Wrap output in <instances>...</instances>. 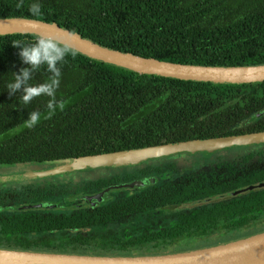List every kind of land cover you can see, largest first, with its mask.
<instances>
[{
    "label": "trees",
    "instance_id": "obj_1",
    "mask_svg": "<svg viewBox=\"0 0 264 264\" xmlns=\"http://www.w3.org/2000/svg\"><path fill=\"white\" fill-rule=\"evenodd\" d=\"M19 2L0 0V18L53 22L99 45L165 62L264 63V0H23L18 9ZM32 3L41 5L39 16L29 12ZM35 38L0 36V163L22 161L28 153L55 161L150 148L173 142L191 129L201 135L210 118L223 120L220 114L228 102L247 108L249 98L264 94V82L213 84L140 75L77 53L58 65L62 76L56 98L66 101L64 110L57 109L51 119L41 118L29 129L23 127L24 120L32 111L46 113L50 98L41 95L20 104L22 93L10 96L7 84L20 68L29 67L12 42L31 43ZM49 75L43 65L29 83L45 82ZM172 195L162 197L175 201L182 196ZM177 245L162 241L154 246L157 253H167L179 250Z\"/></svg>",
    "mask_w": 264,
    "mask_h": 264
},
{
    "label": "flooded vegetation",
    "instance_id": "obj_2",
    "mask_svg": "<svg viewBox=\"0 0 264 264\" xmlns=\"http://www.w3.org/2000/svg\"><path fill=\"white\" fill-rule=\"evenodd\" d=\"M236 102L222 107L226 112L220 123L210 118L203 134L191 129L151 147L264 133V94L249 98L247 108L234 107ZM21 157L0 163V249L161 255L264 231V186H258L264 183V140L198 151L171 149L99 171L43 173L28 165L51 160L31 153ZM169 194L182 196L163 198ZM23 206L29 208L18 209ZM162 241L179 242V250L157 253L154 245Z\"/></svg>",
    "mask_w": 264,
    "mask_h": 264
},
{
    "label": "water",
    "instance_id": "obj_3",
    "mask_svg": "<svg viewBox=\"0 0 264 264\" xmlns=\"http://www.w3.org/2000/svg\"><path fill=\"white\" fill-rule=\"evenodd\" d=\"M19 34L35 37L51 35L62 38L64 43L74 48L82 56L140 75H154L176 80L213 84L264 82V63L245 66H204L165 62L99 45L53 22L47 23L22 17L0 18V36ZM262 140H264V133L197 140L185 144L143 148L99 156L32 163L28 166L34 171L37 170L43 173L84 171L94 168L99 169L101 166L104 169L110 165H115V163L138 161L171 149L198 151ZM258 186H264V183ZM92 197L96 198L97 201V197ZM26 208L29 207L23 206L18 209L23 210ZM0 264H264V231L233 241L161 255L81 256L0 249Z\"/></svg>",
    "mask_w": 264,
    "mask_h": 264
},
{
    "label": "clouds",
    "instance_id": "obj_4",
    "mask_svg": "<svg viewBox=\"0 0 264 264\" xmlns=\"http://www.w3.org/2000/svg\"><path fill=\"white\" fill-rule=\"evenodd\" d=\"M22 6L23 0H20L16 7L19 9ZM28 10L33 16H39L41 14V5L32 3ZM12 45L20 49L18 54L23 63L29 65V67L20 68L19 74L14 73L13 82L7 84L9 95L12 96L18 92L22 93L19 96V102L25 105L41 95L50 98L46 104V113L42 114L40 111H32L29 113L28 118L24 120L23 127L30 129L36 126L41 118L51 119L57 109L60 111L64 110L66 101L57 100L56 98V92L62 76L61 68L58 65L66 63L68 55H71L74 59L77 51L67 43H64L62 38L51 35L37 36L31 43L15 41L12 42ZM43 65H46L47 71L50 73L47 80L35 85L30 84L33 72Z\"/></svg>",
    "mask_w": 264,
    "mask_h": 264
},
{
    "label": "rangeland",
    "instance_id": "obj_5",
    "mask_svg": "<svg viewBox=\"0 0 264 264\" xmlns=\"http://www.w3.org/2000/svg\"><path fill=\"white\" fill-rule=\"evenodd\" d=\"M119 166H121V165H124V164H118ZM108 167H113V165H110V166H108ZM100 169H103V167L101 166L99 169H92L93 171L95 170V171H99ZM221 243H224V242H221ZM217 244H220V243H217ZM213 245V244H212ZM215 245V244H214Z\"/></svg>",
    "mask_w": 264,
    "mask_h": 264
}]
</instances>
